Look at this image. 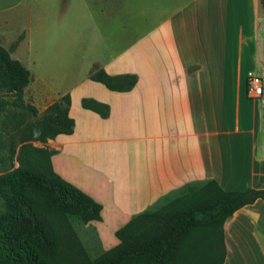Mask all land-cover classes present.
I'll return each mask as SVG.
<instances>
[{
  "label": "crops",
  "instance_id": "0c3cea01",
  "mask_svg": "<svg viewBox=\"0 0 264 264\" xmlns=\"http://www.w3.org/2000/svg\"><path fill=\"white\" fill-rule=\"evenodd\" d=\"M106 49L90 62L110 75L134 73L135 85L115 91L78 80L65 93L72 132L48 139L54 171L103 204L104 226H122L194 181L264 189V89L255 100L245 91L249 73L264 81L261 0H187L131 42ZM83 97L107 104L109 114L83 107ZM66 147L67 166L86 183L62 171ZM222 232V264H264V199L233 212Z\"/></svg>",
  "mask_w": 264,
  "mask_h": 264
},
{
  "label": "trees",
  "instance_id": "16d2710c",
  "mask_svg": "<svg viewBox=\"0 0 264 264\" xmlns=\"http://www.w3.org/2000/svg\"><path fill=\"white\" fill-rule=\"evenodd\" d=\"M88 78L115 91L130 90L137 81L134 73L110 75L96 64L90 68ZM31 81L30 71L0 45V113L8 114L12 108L27 116L38 115L37 108L23 98ZM69 104V94L61 96L49 105V113L43 115L40 124H27L16 133L22 143L17 153L19 165L0 176V189L7 191L6 206L0 213L5 243L0 264H200L198 244L188 240L197 230L216 233L221 245L218 264H222L226 253L224 221L244 205L264 199V189L225 190L209 179L198 189L188 191L191 200L204 192L202 200L132 216L115 230L118 242L96 260L88 259L70 230L63 251L59 222L64 217L84 222L99 220L102 205L54 171L51 156L55 150L24 142H45L57 134L71 133L74 121L68 116ZM81 105L102 117L109 114V106L93 98L83 97ZM14 137L15 133L5 131L10 159L16 152Z\"/></svg>",
  "mask_w": 264,
  "mask_h": 264
},
{
  "label": "rangeland",
  "instance_id": "374dc122",
  "mask_svg": "<svg viewBox=\"0 0 264 264\" xmlns=\"http://www.w3.org/2000/svg\"><path fill=\"white\" fill-rule=\"evenodd\" d=\"M186 1L0 0V45L13 59L18 60L30 71L32 81L24 89L23 98L25 102L32 103L38 112L36 117L27 116L12 108L8 114L0 113V176L19 165L17 153L22 143L18 141L19 136L16 133L27 124H40L43 115L49 113L47 109L50 104L65 95L75 82L88 78V72L94 65L90 62L91 58L94 56L103 58L108 53L106 47L114 50L131 42L137 32L149 29L163 20L165 15L181 8ZM101 6H106L108 10L106 14L99 10ZM77 48L79 50L76 52ZM55 54L60 57L55 58ZM42 79L45 81L41 82ZM40 84L43 88L39 86ZM5 131L15 133L13 140L16 152L12 159L8 156ZM24 143L53 150L48 139L45 142L30 140ZM79 148L85 149L86 145ZM69 150L70 148L66 147L62 152L61 157L66 165L62 171L67 176L73 174L78 180L86 183L85 178L78 175L79 171L72 170L70 165L67 166V160L70 161ZM65 179L74 183L68 177ZM205 182L188 183L162 196L145 210L180 206L202 200L206 197L204 192L191 200L188 191L191 188L198 189ZM6 199L7 191L2 188L0 213L5 209ZM103 212L102 208L99 220L87 222L74 217H64L59 222L64 242L63 251L71 237L69 230L89 260H96L114 246L118 242L114 233L120 226H104ZM2 236L0 230V255L5 251ZM188 240L198 244L200 264H218L221 245L216 233L197 230L190 233Z\"/></svg>",
  "mask_w": 264,
  "mask_h": 264
},
{
  "label": "built area",
  "instance_id": "2783aa9c",
  "mask_svg": "<svg viewBox=\"0 0 264 264\" xmlns=\"http://www.w3.org/2000/svg\"><path fill=\"white\" fill-rule=\"evenodd\" d=\"M264 81L255 74L249 73L246 77V95L249 99L255 100L263 94Z\"/></svg>",
  "mask_w": 264,
  "mask_h": 264
}]
</instances>
